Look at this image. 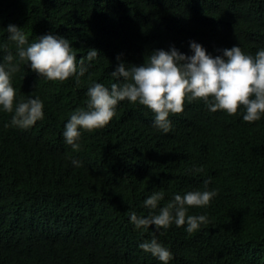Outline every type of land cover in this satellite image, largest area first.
<instances>
[{"label":"trees","instance_id":"obj_1","mask_svg":"<svg viewBox=\"0 0 264 264\" xmlns=\"http://www.w3.org/2000/svg\"><path fill=\"white\" fill-rule=\"evenodd\" d=\"M10 23L30 41L65 36L77 59L96 48L88 71L105 84L115 82L119 63L142 64L154 49L191 54V40L213 55L234 44L252 53L264 47V0H0V43L14 51ZM13 84L25 97L41 96L45 117L21 129L5 127L12 114L0 112V264H161L138 247L153 232L174 254L169 264H264V117L248 122L185 101L165 134L153 128L150 109L124 100L108 125L82 133L74 152L62 132L85 105L88 74L77 85L25 65ZM209 178L216 196L189 209L207 215L200 230L130 222L132 210L147 214L142 201L153 191L165 190L162 205Z\"/></svg>","mask_w":264,"mask_h":264},{"label":"clouds","instance_id":"obj_2","mask_svg":"<svg viewBox=\"0 0 264 264\" xmlns=\"http://www.w3.org/2000/svg\"><path fill=\"white\" fill-rule=\"evenodd\" d=\"M7 41L14 44V51L7 43H0L4 55L0 58V112L11 113L5 127L28 129L45 117L44 100L40 95L20 94L13 84V75L27 65L45 80L65 81L73 78L77 85L88 74V87L84 106L73 109L64 123L62 136L71 150H81L84 131H93L108 125L121 101L146 106L153 113L152 126L161 133L172 129L170 116L184 110L185 101L202 100L205 107L228 115H242L244 121H259L264 117V47L254 53L240 44L218 49L213 55L196 40H191V54L182 52L175 45L168 49H154L142 64L121 62L111 75L115 82L105 84L91 79L88 71L98 57V50L91 48L77 59V51L68 38L48 32L30 41L28 34L16 24H8ZM119 59V56L117 57ZM25 75V74H24ZM23 75V77H24ZM22 77V78H23ZM75 167L82 161L69 156ZM196 171H201L196 168ZM174 192L165 199L163 188L153 191L142 201L147 214L129 213L136 229H167L172 224L184 226L189 234L209 224L206 214H189L191 207H207L216 196L215 188ZM138 247L155 256L161 264H169L174 254L153 232L151 239Z\"/></svg>","mask_w":264,"mask_h":264}]
</instances>
